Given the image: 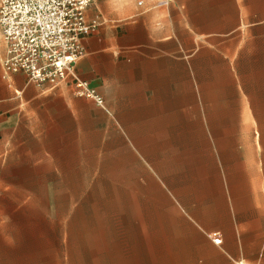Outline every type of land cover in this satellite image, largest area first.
I'll use <instances>...</instances> for the list:
<instances>
[{"label":"crops","instance_id":"1","mask_svg":"<svg viewBox=\"0 0 264 264\" xmlns=\"http://www.w3.org/2000/svg\"><path fill=\"white\" fill-rule=\"evenodd\" d=\"M163 1L86 10L102 106L0 70V264H264V0Z\"/></svg>","mask_w":264,"mask_h":264},{"label":"built area","instance_id":"2","mask_svg":"<svg viewBox=\"0 0 264 264\" xmlns=\"http://www.w3.org/2000/svg\"><path fill=\"white\" fill-rule=\"evenodd\" d=\"M92 2L0 0V34L5 45L3 71L21 72L29 82L51 87L71 77L80 95L102 106V97L74 73L76 62L84 55L83 37L100 25L98 19L86 17Z\"/></svg>","mask_w":264,"mask_h":264},{"label":"rangeland","instance_id":"3","mask_svg":"<svg viewBox=\"0 0 264 264\" xmlns=\"http://www.w3.org/2000/svg\"><path fill=\"white\" fill-rule=\"evenodd\" d=\"M4 43L1 38L0 34V70H2L1 67V60L3 56V51H4ZM92 177L94 181L88 180L86 183L87 189H80V190H72L71 191V196L72 197H87L89 199H94L99 196H101V192H104L105 194H109L111 196V193L113 192L112 190H100L98 187L102 185L104 181H109L111 180V174H99V175H88V178ZM56 196L57 197H63L67 196V191H56ZM54 207H49V206H30V205H25V206H19V207H14V206H9L8 211L10 213L13 212H18L21 214H37V213H44L48 212L49 210L53 209ZM62 206L56 207V210L58 211L59 209H62ZM16 210V211H15Z\"/></svg>","mask_w":264,"mask_h":264}]
</instances>
